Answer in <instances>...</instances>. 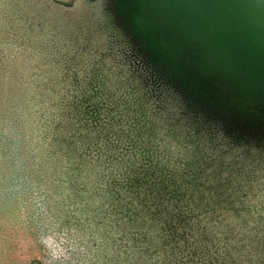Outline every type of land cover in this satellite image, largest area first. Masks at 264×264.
<instances>
[{"label":"rangeland","instance_id":"obj_1","mask_svg":"<svg viewBox=\"0 0 264 264\" xmlns=\"http://www.w3.org/2000/svg\"><path fill=\"white\" fill-rule=\"evenodd\" d=\"M122 2L0 0V264H125L128 232L155 225L150 206L130 212L118 176L133 164L131 187L191 188L201 219L223 223L227 251L264 234V125L222 114L219 127L193 97L181 98L173 88L183 85L135 47ZM10 88L25 97H9ZM15 106L25 124L38 120L26 138L9 119ZM100 114L107 120L94 132ZM31 143L39 164L24 157ZM146 239L152 251L165 240ZM150 253L145 264L175 259Z\"/></svg>","mask_w":264,"mask_h":264},{"label":"water","instance_id":"obj_2","mask_svg":"<svg viewBox=\"0 0 264 264\" xmlns=\"http://www.w3.org/2000/svg\"><path fill=\"white\" fill-rule=\"evenodd\" d=\"M123 1L134 36L183 88L264 125V0Z\"/></svg>","mask_w":264,"mask_h":264},{"label":"trees","instance_id":"obj_3","mask_svg":"<svg viewBox=\"0 0 264 264\" xmlns=\"http://www.w3.org/2000/svg\"><path fill=\"white\" fill-rule=\"evenodd\" d=\"M121 7L120 3H117V8L119 9ZM117 10V9H116ZM129 32L132 34V37L134 38V41L136 40L138 43L135 45L136 48H142L144 49V46H142L141 41L138 40L134 36V32L132 28L130 27ZM136 38V39H135ZM145 50V49H144ZM146 51V50H145ZM147 52V51H146ZM152 59H151V58ZM149 59L152 61L150 64L153 66L152 68L157 69L160 73L163 75H168V78L171 80H174L180 84L176 76H173L171 72H169L162 63L161 59L158 57H152L151 54L149 56ZM157 67V68H155ZM176 91H179L178 94L181 98H183L186 102L191 97L195 99L196 102H198L200 107L206 108L205 113L211 116L215 119V123L219 127L223 125V123L226 121V119L222 116V113H219L218 111H214L212 107L207 103L199 102L197 100H200L196 96H193V94L188 90L187 88H173ZM4 91V90H3ZM35 91V90H34ZM32 91V92H34ZM37 91V90H36ZM19 92L18 97L20 95H24V92L22 88H10L8 92L9 97H13L15 99L16 93ZM29 93V92H28ZM31 93V92H30ZM32 94V93H31ZM31 98V95H29ZM25 97V95L23 96ZM192 99V98H191ZM201 101V100H200ZM195 102V103H196ZM102 109H105L106 113L110 107H112L108 102H105ZM18 109V110H17ZM100 113V112H99ZM9 119L13 120V124L15 125L19 124V129L21 131V134L23 137L26 136V132H23V128L26 127V129L32 131L34 129L33 124L34 122L37 123V121H32L30 124L24 123V116L26 114L22 110V108L19 110L18 106H15V108L8 114ZM101 116L95 120L98 121V125H93L94 132L98 131L100 126L104 125L105 123H102L101 117L103 114H100ZM98 116V115H97ZM104 116V115H103ZM5 116H3V113L0 114V119L2 121H5ZM107 120V119H105ZM104 120V121H105ZM225 120V121H224ZM12 123V122H11ZM41 123H39V127ZM36 128V129H38ZM38 133L39 130L35 131L36 139H38ZM111 134H108L106 136L103 134L101 137H103V140L100 142L101 145L105 143V141H109L111 139ZM31 135V133L28 134V136ZM32 139V135H31ZM28 140V139H27ZM37 144V143H35ZM30 146H27L29 149V154L24 156L27 159H29L31 164H39L40 161L36 155V151L34 150L35 145L32 143L29 144ZM96 145V144H95ZM34 146V147H33ZM37 157V158H36ZM135 166L131 167L130 165L127 167V169L124 171L123 174L119 175L118 178L122 179L123 181V190L126 191V199L133 198V203L131 204L130 209H132L130 212L137 217L136 211L133 210L136 208V206L142 205L145 206V208L148 206L149 210H153V219L155 225H150L151 228H149V231L146 232L144 228L140 230L138 233L136 231H130L128 232V235H126V245H125V264H145L146 257L145 256V250H151V256L158 255V256H164L162 254L163 251H172L174 252L175 259L173 260V264H240L239 260L241 258H244L243 256H246V259L243 260V264H264V234L260 233L261 236H256V238H250L248 236H245L242 240L244 242V246L238 248L235 250H229L227 251L225 248V241H227L226 236H224V232L222 230V224L219 223L215 219H209L206 221L205 219H201L202 213L201 210H195L192 208L193 204L190 201L193 198V194H191V188L189 189H181L177 192V194H174L175 192L169 189V186L166 185H158L153 186L151 184L147 190H145L143 187L145 186L142 184L139 186H130L129 183L131 182L132 178H135V174L137 172H140V169L136 167V164H133ZM130 174V177H127ZM177 174V172H176ZM179 177V183L183 186L186 185L188 181L187 176H178ZM191 184V183H190ZM161 186V187H160ZM189 186V185H188ZM138 187V188H135ZM190 187V186H189ZM129 212V214H125V218L127 220H130L129 217L132 215ZM183 215V216H182ZM177 221L179 223V229L173 231V228H171V222ZM168 222V223H167ZM190 223V225H189ZM144 227H147L146 225ZM147 229V228H146ZM156 231L157 233L161 234L165 240L160 243V250H153V246L151 243H146L148 235L150 236L152 233ZM214 233L218 236V239L220 243L222 244L221 248L218 246L216 242L215 237H211L209 234ZM231 239V237H229ZM148 244V245H147ZM148 246V247H145ZM231 246V245H230ZM250 249V250H249ZM230 254V255H229Z\"/></svg>","mask_w":264,"mask_h":264}]
</instances>
